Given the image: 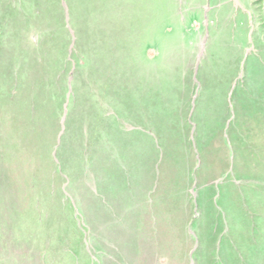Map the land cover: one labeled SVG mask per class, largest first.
<instances>
[{"label": "rangeland", "instance_id": "1", "mask_svg": "<svg viewBox=\"0 0 264 264\" xmlns=\"http://www.w3.org/2000/svg\"><path fill=\"white\" fill-rule=\"evenodd\" d=\"M248 71L264 0H0V264L203 261L194 204L221 179L229 87L260 106ZM244 183L260 214L264 174Z\"/></svg>", "mask_w": 264, "mask_h": 264}, {"label": "crops", "instance_id": "2", "mask_svg": "<svg viewBox=\"0 0 264 264\" xmlns=\"http://www.w3.org/2000/svg\"><path fill=\"white\" fill-rule=\"evenodd\" d=\"M245 48L248 49V46ZM247 75L248 79H264V71H248ZM258 86L259 91H264V81H260ZM235 89L234 86L228 89L229 104L234 106V111L228 120L233 123L227 124L223 130V142L227 149H221L216 156L221 160L219 164H209L210 170L219 169L221 179L204 182L203 199L194 204L193 223L189 228L193 238L204 240L207 257L203 261L201 258L199 263L191 258L192 264H241L245 254L243 240L264 238V231L258 232L255 226V217L260 216L258 219L264 222V209L260 214L256 212L251 198L254 189L250 183H244L245 178L264 174V94H260V106L257 108L253 95L237 96ZM253 144H259L262 151L255 152ZM201 209L204 217L197 221L195 217L201 215ZM244 223L250 224L251 230L247 234L243 233ZM196 248L195 243L191 254ZM250 249L246 254L251 255Z\"/></svg>", "mask_w": 264, "mask_h": 264}, {"label": "water", "instance_id": "3", "mask_svg": "<svg viewBox=\"0 0 264 264\" xmlns=\"http://www.w3.org/2000/svg\"><path fill=\"white\" fill-rule=\"evenodd\" d=\"M193 261V260H192Z\"/></svg>", "mask_w": 264, "mask_h": 264}]
</instances>
